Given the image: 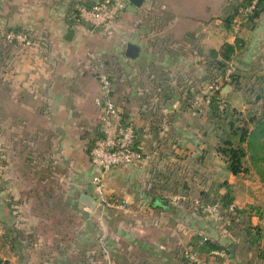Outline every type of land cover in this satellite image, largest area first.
<instances>
[{"label": "crops", "instance_id": "crops-1", "mask_svg": "<svg viewBox=\"0 0 264 264\" xmlns=\"http://www.w3.org/2000/svg\"><path fill=\"white\" fill-rule=\"evenodd\" d=\"M237 1L152 0L149 9L148 0L130 1L111 30L92 31L73 23V0H0V227L2 243L9 241L3 259L105 264L107 253L115 264H192L185 251L208 237L229 251L200 252L205 264H264L243 230L261 222L259 215L223 228L198 212L202 191H224V183L238 207L258 202L263 210L264 200H240L238 174L225 161L219 178V155L207 138L217 136L201 112L208 111L193 110L184 93L189 81L198 85L206 52L237 34L246 43L239 57H257L264 10L252 29L224 30L222 17ZM8 27L29 30L31 44L6 42ZM99 63L110 70L114 100L134 121L137 152L134 163L105 173L102 195L89 155L99 135ZM177 166L191 171L185 182L175 177ZM197 184L198 197L191 190ZM82 192L97 198L93 209L81 202ZM106 193L123 206H103ZM158 198H168L169 209Z\"/></svg>", "mask_w": 264, "mask_h": 264}, {"label": "trees", "instance_id": "trees-1", "mask_svg": "<svg viewBox=\"0 0 264 264\" xmlns=\"http://www.w3.org/2000/svg\"><path fill=\"white\" fill-rule=\"evenodd\" d=\"M73 1L74 4L69 10V15H71V19L74 23L78 16V11L75 7L76 1ZM90 1L92 0H86V2ZM250 5H252V7L245 10V8ZM263 10L264 0H238L224 13L225 15L222 17L223 28L224 30H232L236 33L240 29H252L256 25L257 17ZM7 29L27 31V29L18 27H8L5 30ZM2 37L7 42L3 33ZM245 44V39L237 34L233 42L224 41L218 48H210L209 52H206V58H204L201 63L202 71L196 77L199 86L196 85L197 83L194 84V81H189L187 84L188 88L186 87L184 90L186 102L190 107L191 99L197 95L200 97L203 96L201 88L204 84L213 81L221 83V81H223L224 85L226 82H229L234 87L240 82V76H242L243 73L247 74L248 63L245 59L239 57L238 53L239 50L245 46ZM245 64H247V66ZM229 65H232V70L229 73V79L226 80L224 79V75ZM110 79L112 80L111 75ZM202 107L205 108V110L208 111V114L212 117L210 119L211 128L215 131V134L218 137L216 150L225 161L227 168L232 173L239 174L248 171L249 166L246 165L244 161L246 156H248V152L249 155L251 154L250 156L254 163L259 161L264 163V146L263 143L259 141V137L264 136V108L261 117H257L256 114L249 115L246 118L242 117L240 115V111H237L234 107H232L228 98L220 94V90L213 92L211 94L210 102L202 105ZM192 109L197 111L198 108ZM122 115L124 120L129 121L134 125V121L129 116L125 115L123 112ZM232 115H234V117ZM236 121L239 123H235ZM220 123L223 126H221V132H217ZM251 123L253 124L252 127L250 125ZM223 185H225L224 191H220L219 188L202 191L201 200L196 204L199 213H203L205 215V212L202 210V204L213 202L218 203V212L223 216L224 220L223 225H221V222L215 221L212 218L211 219L223 228L230 226L236 227L240 222H238L240 217L243 216L244 218H247V216L251 213H255L256 215H259V217L264 216V209L260 210L258 206L249 202L242 207L233 205L231 208L234 199L232 190L226 183ZM108 197L111 198L112 196L108 195ZM226 220H229V222H226ZM243 230L247 235V240L250 245L256 246L258 258L264 262V243L261 244V239L264 238V225L259 222L256 224L248 222L243 226ZM197 242L198 249L192 248L189 251L196 252L200 256L202 255L201 253L204 252L209 256L212 254L211 251L213 249H224L228 254L229 250L227 247H221L214 242L212 243L208 237H200V240ZM187 252L188 251H185L186 259L191 261L192 264H195V261L187 256ZM92 254L93 253H90V258H92ZM0 264L9 263L0 256Z\"/></svg>", "mask_w": 264, "mask_h": 264}, {"label": "built area", "instance_id": "built-area-1", "mask_svg": "<svg viewBox=\"0 0 264 264\" xmlns=\"http://www.w3.org/2000/svg\"><path fill=\"white\" fill-rule=\"evenodd\" d=\"M75 7L78 16L75 19V26L87 27L90 30L106 29L111 30L116 19L125 10L130 0H75ZM152 0H148L147 8L151 7ZM252 5L245 8L248 10ZM4 38L7 42L29 45L32 42L29 31H15L12 29L4 30ZM232 65L227 68L224 79H229V73ZM95 73L100 82L101 93L95 97L94 101L99 107L98 128L99 135L94 139L90 149V160L92 164L99 169L93 181L97 191L102 195V179L105 173L115 166H125L134 163L137 152L135 149V128L134 125L123 119L121 108L113 98V83L110 79V70L105 64L99 63L95 68ZM229 83V82H227ZM223 85L218 81L208 82L201 88L203 96H195L191 99V107L202 109V105L208 104L211 94L221 90ZM155 98V97H154ZM104 187V186H103ZM102 205L113 207L123 206V202L114 201L104 195L101 198ZM233 204L231 205L232 208ZM219 205L216 202L202 204V210L206 215L223 225V216L218 212ZM229 222V220H226ZM213 255L226 257L227 252L224 249H213ZM187 256L195 261V264H205L196 252L188 251ZM105 264H114L107 253L104 254Z\"/></svg>", "mask_w": 264, "mask_h": 264}, {"label": "rangeland", "instance_id": "rangeland-1", "mask_svg": "<svg viewBox=\"0 0 264 264\" xmlns=\"http://www.w3.org/2000/svg\"><path fill=\"white\" fill-rule=\"evenodd\" d=\"M256 48H258V47H256ZM257 51L259 53H257V57L255 59L249 58V60H245L248 63L247 74L243 73L242 76H240V82L236 86L231 88V90L226 95H224V96H226V98H228L232 107H234V109H236L237 111H240V115L242 117H245V118L248 117L249 115H252V114H256L257 117H261L262 111L264 108V43H261L260 51H259V49ZM245 65L247 66V64H245ZM220 84L222 86L223 81H221ZM223 86H224V84H223ZM201 112H203L202 115L207 117L208 120L212 118L208 114V112L207 113H206V111H201ZM232 116L234 117V115H232ZM232 116H231V118H232ZM205 122H207V124H208V121H206V119L204 120V123ZM235 123H239V122L236 121ZM220 124H219V127H218L219 129L217 130V132H221V126H223V125L222 124L220 125ZM250 125L252 127L253 124L251 123ZM207 138H208V142L210 139V145L211 146L214 144L216 146L217 141H218V137L215 138L214 134L210 132L207 135ZM259 141L262 142L263 146H264V136L259 137ZM216 152H217V150H216ZM217 155L220 156V154L218 152H217ZM250 155L248 152V156H246V158L244 159L245 164L249 166L248 171L245 173H239L238 175H236L233 178L234 179L235 192L237 194V197L240 200L246 199L247 197L251 196L252 198L253 197L258 198L261 201H263L264 200V167H263L264 163L260 162V161L257 163H254L253 159L251 158ZM219 156L217 158H215V160H216V163L219 167L218 172L220 173L219 178L221 179L222 172H221L220 168L222 167L221 165H222V163H224V160L221 159L222 157L220 158ZM173 170H175L174 171V173L176 174L175 177L177 178V180H180V182L181 181L185 182L187 175L189 176L190 174H192L191 171H189V173H188L186 168H182V167L180 168L179 166H177L176 168H173ZM206 173L207 172H203V173L201 172L200 175H205ZM171 178H172V176H171ZM192 181H196L197 183H199V185L201 183H203L202 177H197L196 179H194ZM199 189L200 188L197 184V185H195V188H193L191 190L193 192H195L196 196H197ZM180 190L186 191L189 189L186 187H181ZM106 195L108 197L107 193L104 195V197ZM199 199H200V197H199ZM251 203L253 205H258L259 207L261 206L260 204H256L258 202H256V203L251 202ZM233 205H234V203H233ZM261 218H262V220L259 223L264 225V216ZM3 234H4L3 230L0 227V253L2 251V247L9 244V241L6 239H5L6 243L5 244L2 243V240L4 238Z\"/></svg>", "mask_w": 264, "mask_h": 264}, {"label": "water", "instance_id": "water-1", "mask_svg": "<svg viewBox=\"0 0 264 264\" xmlns=\"http://www.w3.org/2000/svg\"><path fill=\"white\" fill-rule=\"evenodd\" d=\"M130 1L136 5H140L142 2V0H130ZM72 32H73V30L69 29L66 36L69 38L71 36ZM230 86H231L230 83H226L222 87V89L220 90V94L225 95L227 93L228 89L230 88ZM1 200L2 199L0 198V203H1ZM80 200H81V202L85 203L91 209H93L98 202V200L95 196H93L92 194L86 193V192H82L80 194ZM157 201H158V203H157L158 206H162L165 209H169V199L168 198H158Z\"/></svg>", "mask_w": 264, "mask_h": 264}]
</instances>
